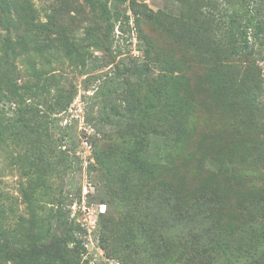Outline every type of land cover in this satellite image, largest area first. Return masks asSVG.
<instances>
[{"label":"trees","instance_id":"16d2710c","mask_svg":"<svg viewBox=\"0 0 264 264\" xmlns=\"http://www.w3.org/2000/svg\"><path fill=\"white\" fill-rule=\"evenodd\" d=\"M51 1L50 12H41L32 0H0V155L23 173L20 190L31 211L38 196L55 195L56 178L78 165L70 151L62 150L70 132L55 120L69 109L73 94L35 61L62 52L74 62L77 53L94 47L112 58L92 96L97 118L89 119L103 135L93 144L89 168L120 212L117 226L101 232L107 255L123 264H264L257 255L258 241L264 243V178L259 175L264 172V0H163L166 7L158 12L135 0H80L81 13L102 24L87 25L83 37H67L58 22L75 0ZM129 12L144 55L117 60L122 55L113 48L115 33L129 31ZM142 17L198 54L205 71L195 86L179 73V62L153 49L142 34ZM79 59L86 67L85 54ZM21 60L28 65L24 78L19 77ZM195 89L204 98L211 94L225 120L199 141L198 163L207 177L182 205L181 187L154 177L156 182L149 183L148 177L157 172L162 145L184 135L197 106L206 110ZM136 173L142 180H134ZM219 177L228 185L219 184ZM253 179L261 181V195L244 184ZM258 209L263 226L256 230ZM4 216L1 209L0 264H80L81 242L63 224L61 209L48 227L44 221L5 230ZM130 218L143 224L128 228ZM53 219L59 233L51 229Z\"/></svg>","mask_w":264,"mask_h":264},{"label":"rangeland","instance_id":"374dc122","mask_svg":"<svg viewBox=\"0 0 264 264\" xmlns=\"http://www.w3.org/2000/svg\"><path fill=\"white\" fill-rule=\"evenodd\" d=\"M35 7L45 12L52 7L51 0H32ZM140 5H147L154 12L164 9L166 6L163 0H135ZM80 0H75L73 5L67 6L63 14L58 19L59 26L67 37L72 34L85 36V28L87 25L94 28H101L100 21L91 19L90 21L84 16L83 9L76 5ZM75 7L77 9H75ZM124 11L127 8H123ZM131 16V28L126 34H120L119 31L115 33V52L122 55L120 59L128 61L133 56L144 55L143 39L138 37L139 28L135 25V16L132 12L128 13ZM41 21H47V18L41 16ZM140 28L144 37L151 41L153 49L164 53L166 56H172L174 61L180 63L182 72H179L189 80L191 85L195 86L196 79L201 76L205 67L202 65L201 59L196 52L179 43L171 35L166 33L162 27L151 23L145 17L141 19ZM56 39L58 36L55 34ZM57 43V42H56ZM84 51V50H83ZM85 54L87 57V66L81 65L80 54ZM77 53L72 59L67 57L64 53L56 54L52 57L51 54H45L46 58H37L35 65L37 68H44L51 72L50 75H55V79L59 80L58 86H63L64 89L72 95L73 101L69 109L56 116V123L62 129L70 132L71 139L63 147L62 150L70 151L74 155L78 165L75 166L73 172L63 174L62 177L56 178L55 195H40L37 197L38 204H36V211L33 213L31 207L26 202V198L21 193V184L25 181V177L20 169L8 166L9 162L5 155H0V213L1 209L5 216L2 218L1 226L5 230L15 228L18 223L24 227L32 226L33 224L44 223L48 227V219H52L57 211L61 209L63 213L65 227H71L81 242L80 264H123L116 259L110 258L101 244V232L106 226H111L114 223L117 226L119 221V205L106 196V191L103 188L100 176L89 168L90 163H93V150L97 146H93L103 138V135L96 133L89 119L97 118L98 106L95 105V100L92 99L98 86V77L102 73L108 71V65L111 64V57L101 50L92 47L89 52L81 51ZM116 54V53H114ZM116 60V61H117ZM19 77L24 78L27 73L28 65L25 61H20ZM112 67V66H111ZM176 72V75L179 74ZM195 97L200 100H205V108L197 106L190 118L189 128L186 129L184 135L180 139L174 140L176 137L172 136L169 143L162 146L164 150L158 154L156 160H160L155 175L148 178L151 181L160 179L170 182L173 186L182 188L179 195V204L186 202L185 195H190L192 191L198 189L200 184L207 177V171L201 169L198 163V155L196 149L199 148V141L208 133H214L217 128L225 120L223 108L214 103L211 94L208 93L206 98L203 97L199 89H195ZM194 97V98H195ZM196 100V99H195ZM160 124V121L158 122ZM59 135V133H57ZM101 143V141H100ZM107 142H103L105 145ZM226 144V139H223L222 144ZM17 153V152H15ZM166 155V157H164ZM114 160L119 161L116 155ZM124 165H122V168ZM142 173H136L135 181L142 180ZM264 178V172L259 174ZM154 177V178H153ZM244 182L246 187L257 189V195H261L259 191L263 189L261 181L253 179ZM218 183L222 186H227V181L219 177ZM225 183V185H223ZM148 188V187H147ZM146 188V189H147ZM237 187H235L236 189ZM246 189V188H244ZM144 193H145V189ZM238 190V189H236ZM183 194V195H182ZM255 195V196H257ZM257 210L256 222L253 228L258 230L263 226V221L259 218ZM34 215L36 217H34ZM160 216V215H155ZM160 218V217H159ZM36 219V220H35ZM224 220V218H223ZM127 221V220H126ZM57 220L53 219L52 227H56ZM227 224L228 222L224 220ZM234 222V221H233ZM129 227L137 226L138 223L143 224L142 221L136 222L130 218ZM240 225L241 223H237ZM124 226V225H123ZM145 226V224H144ZM138 227V226H137ZM114 227H112L113 229ZM125 228V227H124ZM64 231L66 229L63 228ZM53 232L59 233V230L53 229ZM26 241L24 235H22ZM259 251L257 255L260 256V263L264 262V243L258 241ZM75 257L77 255L75 254ZM125 264H140L138 261L133 263L131 261Z\"/></svg>","mask_w":264,"mask_h":264}]
</instances>
